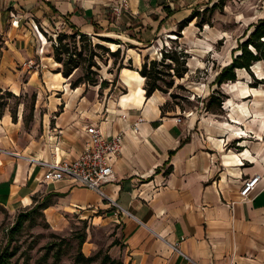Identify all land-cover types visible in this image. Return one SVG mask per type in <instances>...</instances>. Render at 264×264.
<instances>
[{
    "label": "crops",
    "instance_id": "crops-1",
    "mask_svg": "<svg viewBox=\"0 0 264 264\" xmlns=\"http://www.w3.org/2000/svg\"><path fill=\"white\" fill-rule=\"evenodd\" d=\"M178 2L0 0L2 92L19 95L36 88L49 97L63 94V100L51 101L48 110L40 106L43 115L36 111L29 134L32 141L15 153L20 158L1 148L15 150L25 116L16 113L14 121L11 111L3 112L0 206L16 214L41 204L47 221L56 224L67 214L102 211L120 223L130 264H192L186 256L199 264H264V168L255 162L248 167L227 165V151L219 148L216 138L223 134L215 121L195 111L163 112L167 96L156 90L147 97L145 77L137 70L145 57L155 59L153 49L174 29ZM165 4L174 11L170 17ZM50 22L92 39L97 34L113 36L120 42L113 43L117 48L128 45L123 48L124 60L131 59L134 69L122 68L118 79L128 92L106 104L99 102L102 108L94 99L85 102V95L80 101L66 102L72 76L57 71L61 64L39 27L46 29ZM92 123L107 135L125 132L114 176L104 187L109 199L70 178L44 181L45 168L37 161L78 157L86 140L85 127ZM255 174L263 180L251 198L242 200L243 181Z\"/></svg>",
    "mask_w": 264,
    "mask_h": 264
},
{
    "label": "rangeland",
    "instance_id": "rangeland-1",
    "mask_svg": "<svg viewBox=\"0 0 264 264\" xmlns=\"http://www.w3.org/2000/svg\"><path fill=\"white\" fill-rule=\"evenodd\" d=\"M178 1L177 14L172 19L176 22L174 29L164 34L159 48L153 49L154 57L160 61L161 52L168 51L179 58L178 66L186 60L189 70L184 78H175L174 85L169 87L167 84L171 81V77L167 74L169 69L159 66L164 71L163 79L158 81L163 91H159L167 96L168 108L178 110L184 115L192 114L194 111L202 115L206 114L215 121L220 128L219 132L223 134L216 138L219 148L224 152L227 151L225 153V157L228 158L225 161L227 165L236 163L248 167L255 162L254 164L264 168V63L257 62L249 70H237V79L234 82L229 81L218 86L215 80L220 69L228 65L233 55L238 53L239 44L251 32L254 24L264 17V0ZM216 2L222 5L221 9H216L214 12L203 11ZM196 10L200 11V15L180 31L178 20L189 18ZM202 18L211 19V24L200 27L198 24ZM39 27L46 35L49 43L47 47L52 53L55 46L60 43L59 35L61 37L73 34V31L64 25L57 26L53 22L46 25V29L40 25ZM110 37L117 40L113 36ZM91 40V48L100 56H95L100 68L92 67L91 70L98 72V77L108 80L109 84L105 88L77 90L67 88L64 98L70 103L75 100L80 101V95H85L88 97V99L84 98L85 102L94 99L102 108L99 102L103 105L123 97L128 92V88H124L119 80L112 85L116 76V68L112 67L113 59L101 49L94 47L97 43L107 47L110 45L98 37ZM63 44H69L73 50L76 47L77 52L83 49L85 55L89 54V50L84 49L80 36H76L75 39L64 38ZM123 48L126 50L128 45L124 44ZM123 48L118 60L123 59L127 68L133 67V64L124 60ZM86 73L84 67L77 69L71 81ZM214 91L221 93L218 94L221 105L219 100H215L211 110L208 111L205 107ZM17 96L6 95L4 99H0V103H4V111L13 110L19 115L22 113L27 119V125L22 121L20 135L14 142L15 150L9 145L7 148H1L6 153L21 151L32 141L29 134L33 128L34 114L36 111L37 113L40 111L41 115L45 112L40 106H46L48 110L51 101L56 103L63 100L62 93H52L49 97L36 88L24 89ZM242 154L247 160H243ZM22 213L25 216L22 218L23 224L20 230L11 233L18 216ZM8 241H11V246L19 248L16 256L18 264H37L39 260L42 264H74L80 252L85 256H91L93 260L86 263L79 258L78 264H130L120 223L102 211L67 214L62 222L56 224L47 221L39 209L25 208L16 214H10L7 209L0 206V249ZM43 256H46V259H42Z\"/></svg>",
    "mask_w": 264,
    "mask_h": 264
},
{
    "label": "trees",
    "instance_id": "trees-1",
    "mask_svg": "<svg viewBox=\"0 0 264 264\" xmlns=\"http://www.w3.org/2000/svg\"><path fill=\"white\" fill-rule=\"evenodd\" d=\"M224 1V0H222ZM222 5L219 4V2L214 3L211 7H206L203 11L205 12H214L216 9H221ZM163 9L167 13V17H170L174 11L171 9L169 5H163ZM200 15V11H194L192 15L185 19L180 21L179 23V30L181 31L188 25L190 21H192L194 18H197ZM204 24H211V19L209 20H203L199 22V26L201 27ZM76 36H80V39H82L84 43V49L89 50V54L85 55L83 52V49H81L79 52H77V48L75 47L74 50L70 48L69 44H63V39L70 37V38H76ZM96 37L100 38L104 43H117L120 44L116 39L104 35V34H97ZM59 37V44L55 46L54 48V59L56 62L60 63L61 66L58 68L57 71L61 72L64 77H71L74 72L84 67L87 71L86 74L83 76H80L76 78L75 80L71 81V87L76 88L82 84L86 85H99V88H105L109 81L106 79H100L98 77V72L91 70L92 67L100 68V64L95 60V56H99L94 49L91 48L92 46V38L88 35L81 33L79 31H73V34L70 36L64 35L58 36ZM86 41V42H85ZM97 49H101L106 54H108L110 57H112V67L116 68V76L114 80L112 81V85H114L115 82L119 79V72L122 68L126 67L124 64L123 59L120 61L118 60V57H120L122 48L118 47L116 50L112 51L109 47L104 46L103 44L97 43L94 46ZM100 57V56H99ZM161 60L158 61L157 59H149V57H145L144 61L142 62L141 68L137 69L138 72L145 77V84L144 88L146 90V96L150 97L156 90L163 91L162 86L158 84V81L162 80L164 71L159 68V66H163L164 68H168L169 72L167 74L171 77V81L167 82L169 87H172L175 82V78H184L185 75L188 73V66L186 65V60L181 62V66H178L179 58L176 55H171L168 51H162L161 52ZM183 57V56H181ZM102 59V58H101ZM130 64H132L131 59L128 61ZM257 62H263L264 63V17L260 18L253 26V29L251 32L248 33L247 37L244 41H242L239 44L238 47V53L233 55L232 61L222 67L219 71V73L216 76V83L218 86H221L223 83L229 82V81H236L237 79V70L240 69H246L249 70L250 67L257 63ZM108 63V61H106ZM130 69H133V67H129ZM113 70H110L112 72ZM143 77H139V79L143 80ZM63 80V78H62ZM61 80V81H62ZM61 81L59 84H61ZM164 81V80H163ZM218 94H221L218 91H214L210 98L207 101L206 104V110H211V105L215 100H219V105H221L220 96ZM13 96L18 97L11 91H5L2 92L0 89V99H4L5 96ZM138 101L141 102L142 98L138 97ZM169 101H167L162 106V111L169 109L168 108ZM4 103H0V108L2 109L0 111V119L2 118L4 109H3ZM173 109V108H172ZM12 118L14 121L17 120V114L15 111H11ZM25 125H27V119L24 117ZM32 209H43V206L41 204L36 205ZM23 216L25 214H20L17 218V221L15 222L11 233H14L18 230H20L22 224H23ZM11 241H8V243L0 249V264H18V260L16 256L19 253V248L17 246H11ZM82 261L89 263L93 260L91 256H85L82 252H80L78 256ZM79 258L77 259L76 263L78 264L80 262ZM42 259H46V256H43ZM37 264H42L41 260L38 261Z\"/></svg>",
    "mask_w": 264,
    "mask_h": 264
},
{
    "label": "built area",
    "instance_id": "built-area-1",
    "mask_svg": "<svg viewBox=\"0 0 264 264\" xmlns=\"http://www.w3.org/2000/svg\"><path fill=\"white\" fill-rule=\"evenodd\" d=\"M121 117L125 118L126 115ZM180 120L178 118V121ZM134 127L137 131V124ZM85 134L84 148L78 157L71 160L57 157H54L53 160L43 158L37 160L45 168L43 180L59 181L64 178H70L97 192L103 198L109 199L104 187L114 176V166L122 152L125 132L122 130L107 135L100 125L92 123L86 125ZM15 153L17 152H9L10 155L20 157ZM262 180L263 176L259 174L245 179L240 189L241 199L248 200L251 198ZM186 257L192 264H199L189 256Z\"/></svg>",
    "mask_w": 264,
    "mask_h": 264
},
{
    "label": "bare ground",
    "instance_id": "bare-ground-1",
    "mask_svg": "<svg viewBox=\"0 0 264 264\" xmlns=\"http://www.w3.org/2000/svg\"><path fill=\"white\" fill-rule=\"evenodd\" d=\"M110 45V47L113 49V50H116L117 49V46L113 43H108ZM248 153V152H247ZM244 154H242L243 156Z\"/></svg>",
    "mask_w": 264,
    "mask_h": 264
}]
</instances>
